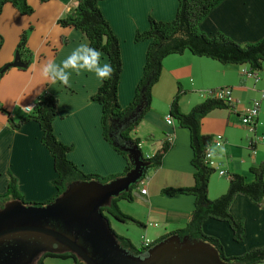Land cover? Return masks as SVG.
<instances>
[{"label": "crops", "instance_id": "0c3cea01", "mask_svg": "<svg viewBox=\"0 0 264 264\" xmlns=\"http://www.w3.org/2000/svg\"><path fill=\"white\" fill-rule=\"evenodd\" d=\"M33 8L28 17H22L10 3L2 6L0 34V66L14 59L19 34L28 30L26 47L31 62L25 69L10 67L0 79V105L14 121L28 112L37 94L49 93L56 97L57 107L53 119V131L64 144L71 146L67 157L82 172L108 176L123 171L125 160L103 139L100 126L101 108L90 96L100 80L94 73H72L70 86L42 75V68L49 61L59 64L80 44H87L85 36L75 28L60 26L57 20L75 6V0H27ZM99 6L117 35L122 56V70L118 85V100L125 107L131 101L145 62L149 40L134 41L136 30L148 28V16L159 20H171L175 16L177 0H101ZM198 28L208 36L223 33L239 44H249L264 37V0H221L199 22ZM65 38L64 43L60 42ZM100 64L108 63L100 57ZM245 64L221 63L189 51L170 54L162 61L161 74L152 87V100L137 127L131 132L139 140L141 153L152 156L168 134L173 136L170 147L164 153L158 168L150 169L144 180L146 193L141 184L132 191V201L117 202L127 215L140 224L127 220L113 221L110 226L122 236L134 242L135 234L144 231L149 241L185 226L194 207V196L163 193L164 188L188 187L193 184L194 167L191 164L189 130L165 122L173 97L179 94L178 105L188 112L195 104L205 100L201 93L208 89L228 86L234 102L231 108H216L200 120V132L214 137L222 135L225 152L218 149L209 158V166L219 175L216 183L208 181L207 196L214 199L223 194L228 186L226 174L238 173L245 181L253 180L250 168L264 159V126L260 121V107L255 120V131L241 123L243 110L253 99H259L264 91V64L256 81L242 73ZM69 72L72 70L69 69ZM41 131L35 121H27L20 128H12L8 114L0 110V195L7 190L12 175L17 189L26 200L43 202L55 193L52 157L40 142ZM216 146L211 142L210 150ZM224 171L225 175L219 172ZM225 178V179H223ZM212 192V195L210 194ZM257 204L249 196L237 193L229 204V212L243 223V238L234 241L228 224L212 218L202 223L206 234L219 239L226 256L240 255L255 247L264 246V200ZM0 199V204H1ZM131 203V204H129ZM132 230V231H131ZM142 235H140L141 237ZM139 237V238H140Z\"/></svg>", "mask_w": 264, "mask_h": 264}, {"label": "trees", "instance_id": "16d2710c", "mask_svg": "<svg viewBox=\"0 0 264 264\" xmlns=\"http://www.w3.org/2000/svg\"><path fill=\"white\" fill-rule=\"evenodd\" d=\"M46 2L49 0H39ZM101 0H75L74 8L64 17L57 20L60 26L72 27L80 31L87 40V45L101 53L113 71L109 78L100 81L96 91L90 96V100L100 105V126L103 139L111 148L123 157L125 167L122 172L108 176L86 174L82 172L67 154L71 146L62 143L53 131V119L56 114L57 99L49 93L40 95L33 108L22 119L14 121L9 113L0 105V110L8 114V122L12 128H20L27 121H35L41 131L40 142L48 150L52 157L55 178L53 186L54 195L43 202L25 201L19 190L15 178L10 175L7 190L0 198L6 200L16 199L25 205L43 206L50 203L62 194L71 184L77 181L95 180L100 183L109 182L115 178L124 176L136 164L141 177L135 184L129 186L127 191L121 192L110 200L108 206L101 211L108 213L119 222L127 220L141 223L133 217L125 214L118 206L117 201L125 199L132 201V191L146 176L150 169L158 168L162 163L164 153L171 143L164 141L161 147L149 157L144 156L138 146L139 140L131 136V132L137 127L145 113L149 110L152 100V87L158 81L163 59L170 54H181L189 51L196 56H205L221 63L245 64L250 71H260L264 62V37L254 43L239 44L221 32L208 36L198 28L199 22L221 0H177L175 16L171 20H159L148 16V28L136 30L134 41L149 40L145 54V62L142 75L135 87L134 95L129 104L123 107L118 100V85L122 70V56L117 35L114 33L109 21L105 18L99 2ZM10 3L20 14L29 15L33 8L27 0H0V13L2 6ZM20 34L19 42L15 47V55L21 62L18 69H25L31 62V53L26 47L27 31ZM65 38L60 42L64 43ZM2 37L0 35V48ZM9 64V63H8ZM0 66V79L10 68ZM4 68V69H3ZM179 94H176L169 106V115L177 121L178 125L189 130L190 147L192 149L191 164L194 167L193 184L188 187L164 188L163 193L174 195L177 193L194 196V207L184 227L167 233L152 241L148 247L138 248L132 244L129 238L117 234L112 228L119 246L128 254L140 256L157 242L169 237L177 236L180 239L201 240L213 247L219 257L229 264H258L264 261V246L255 247L240 255L226 256L223 246L218 238L206 234L202 230V223L212 218L226 222L232 231L234 241L240 242L243 238V223L229 212V204L237 193L249 196L257 204L264 200V159L256 166L250 168L253 180L245 181L238 173L226 174L228 186L220 196L209 199L207 186L210 175L214 169L204 162L206 148L212 139L209 135L200 132V120L208 112L216 108H231L222 100L207 98L195 104L188 112H182L178 105ZM4 200V201H6ZM4 201L0 204L3 206ZM54 225L62 229L60 224ZM47 257L72 258L74 264H84L79 258L70 252L44 253L33 264H43Z\"/></svg>", "mask_w": 264, "mask_h": 264}, {"label": "water", "instance_id": "95a60500", "mask_svg": "<svg viewBox=\"0 0 264 264\" xmlns=\"http://www.w3.org/2000/svg\"><path fill=\"white\" fill-rule=\"evenodd\" d=\"M21 65L15 55L4 68ZM140 177L135 164L124 176L106 183L74 182L43 206L6 201L0 207V264H32L42 251L70 252L84 264H229L207 243L177 236L152 245L144 257L121 248L111 231L110 215L101 208Z\"/></svg>", "mask_w": 264, "mask_h": 264}, {"label": "clouds", "instance_id": "9594fccd", "mask_svg": "<svg viewBox=\"0 0 264 264\" xmlns=\"http://www.w3.org/2000/svg\"><path fill=\"white\" fill-rule=\"evenodd\" d=\"M100 51L89 47L87 44L78 45L70 55L63 59L59 64L49 61L42 68V75L50 77L53 84L59 82L62 85L70 86V76L72 73L79 74L81 71L94 73L101 82L109 78L113 69L110 64H100ZM72 71L69 72L68 70ZM41 93L37 94V97ZM218 149L221 156L225 152L222 145L217 144L214 149L209 150L208 155L212 157Z\"/></svg>", "mask_w": 264, "mask_h": 264}, {"label": "built area", "instance_id": "2783aa9c", "mask_svg": "<svg viewBox=\"0 0 264 264\" xmlns=\"http://www.w3.org/2000/svg\"><path fill=\"white\" fill-rule=\"evenodd\" d=\"M242 73L245 74L247 77H252L253 79H255L256 81L259 79L258 77V71H250L249 69H243ZM201 95H203L205 97V99L207 98H212V99H217V100H222L223 102L227 103V104H232L234 102V98H233V94H232V89L228 86H223V87H219V88H213V89H208L205 90L201 93ZM264 101V91L261 93V96L259 97V99H253L250 103L249 106H247L242 113L241 116V123L248 127V129L251 132L255 131L254 125H255V120L256 117L258 115L259 112V106L260 103ZM33 105H29L26 106L25 109L27 112H30L31 109L33 108ZM165 122L167 124H172L173 123V119L170 115H168L165 119ZM173 140V136L171 134H168L165 138L166 142L171 143ZM213 143L215 146L217 144H222L223 142V137L220 134L215 135L214 137H212L210 143ZM210 150V144L208 145V147L206 148L205 154H204V162L209 166V155L208 152ZM221 175H225L224 171H220L219 172ZM145 182L144 180H141L139 182V184L142 185L140 192L142 194L146 193V188L143 185ZM152 243V241H149L145 238V236H141L140 237V244L142 247H148L150 244ZM258 264H264L263 262H260Z\"/></svg>", "mask_w": 264, "mask_h": 264}, {"label": "rangeland", "instance_id": "374dc122", "mask_svg": "<svg viewBox=\"0 0 264 264\" xmlns=\"http://www.w3.org/2000/svg\"><path fill=\"white\" fill-rule=\"evenodd\" d=\"M31 14H29V15H24V14H22V17H28V16H30ZM21 34V33H20ZM20 34H19V36H18V39H17V41H16V45H17V43L19 42V37H20ZM1 35V34H0ZM2 37V36H1ZM2 45H3V37H2ZM2 47V46H1ZM16 47V46H15ZM1 49V48H0ZM263 64H264V62H263ZM263 64H262V67H263ZM258 72H260V71H258ZM260 121H261V123L263 124V126H264V102H262V105H261V107H260ZM216 178H217V182H218V179L220 178L219 177V175L216 173V172H213L211 175H210V178H209V181L211 182V185L213 186V184H215L216 183ZM227 178V177H226ZM223 179H225V178H223ZM210 194L212 195V192H210ZM24 198V197H23ZM1 199V202H3L4 200H6V199H8V197H6V199L3 197V198H0ZM25 199V198H24ZM10 200V199H9ZM6 201H8V200H6ZM6 201H4V203L6 202ZM25 201H31V200H26L25 199ZM33 202H39V201H33ZM118 203H120V202H123V205L124 204H128V203H126L125 201H121V199L120 200H118L117 201ZM122 203H120V205H121ZM129 204H131V203H129ZM115 220L113 219V221L112 222H114ZM116 222V221H115ZM118 222V221H117ZM116 222V223H117ZM117 224H119V223H117ZM113 229V228H112ZM132 231V230H131ZM132 234H133V236H135V240H134V242H132V244H134V246H136V247H138V248H141L142 246H141V244H140V235H142V236H144V231L142 230L141 231V234H139V232L138 233H134V232H132ZM43 264H74V262H73V259L72 258H65V259H63V258H57V257H47V258H45L44 260H43Z\"/></svg>", "mask_w": 264, "mask_h": 264}, {"label": "flooded vegetation", "instance_id": "af4514ba", "mask_svg": "<svg viewBox=\"0 0 264 264\" xmlns=\"http://www.w3.org/2000/svg\"><path fill=\"white\" fill-rule=\"evenodd\" d=\"M41 246H42V244L41 243H39ZM2 247H4L3 245H2ZM57 247V245L56 244H54L53 245V248H56ZM49 248H51V247H49ZM147 251V250H146ZM146 251H144V253L142 254V255H140V257H144L145 255H146ZM44 253H50V252H48V251H42V252H40L35 258H34V260H33V262L35 261V260H37L42 254H44ZM33 262H32V264H33Z\"/></svg>", "mask_w": 264, "mask_h": 264}]
</instances>
